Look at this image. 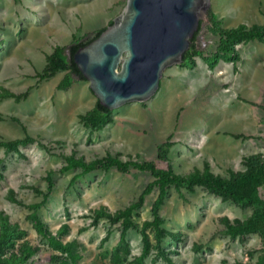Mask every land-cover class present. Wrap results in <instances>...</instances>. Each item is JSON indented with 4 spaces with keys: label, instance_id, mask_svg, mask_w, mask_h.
<instances>
[{
    "label": "rangeland",
    "instance_id": "1",
    "mask_svg": "<svg viewBox=\"0 0 264 264\" xmlns=\"http://www.w3.org/2000/svg\"><path fill=\"white\" fill-rule=\"evenodd\" d=\"M11 2L0 0V264H264V240L242 229L255 207L191 183L231 180L264 155V38L210 67L219 36L207 13L201 56L91 128L89 82L61 88L68 71L49 73V56L106 28L125 0ZM209 11L223 29L264 24V0Z\"/></svg>",
    "mask_w": 264,
    "mask_h": 264
},
{
    "label": "water",
    "instance_id": "2",
    "mask_svg": "<svg viewBox=\"0 0 264 264\" xmlns=\"http://www.w3.org/2000/svg\"><path fill=\"white\" fill-rule=\"evenodd\" d=\"M209 8L210 0H125L112 23L76 49L73 62L101 106L145 102L164 70L182 62Z\"/></svg>",
    "mask_w": 264,
    "mask_h": 264
},
{
    "label": "trees",
    "instance_id": "3",
    "mask_svg": "<svg viewBox=\"0 0 264 264\" xmlns=\"http://www.w3.org/2000/svg\"><path fill=\"white\" fill-rule=\"evenodd\" d=\"M19 1V0H18ZM207 18L213 26L214 33L219 36V50L210 59H205L210 67H214L218 60L234 62L237 54L233 49V45L238 42L255 39L263 40L264 38V24L252 25L247 27L239 25L236 28L223 29L213 12L209 11ZM112 21L108 23L110 25ZM202 21L199 22L198 29L195 32L188 50L183 54L182 62L191 57L201 56V51L196 48L194 41L201 29ZM103 29L96 31L88 40H77L71 42L68 46H56L49 56L47 70L49 73L56 71L67 70L61 80L60 87L65 88L70 85L72 78L84 80L76 65L73 62L72 55L77 48L86 45L95 39ZM68 50L69 55L65 52ZM47 73L43 72L39 77L44 79ZM43 77V78H42ZM111 110L101 106L98 101L94 107L84 116L85 122L91 128H98L105 125L110 120ZM164 154H160L159 158L163 159ZM247 167L243 173H238L233 179L226 180L216 176L202 175L194 176L191 183L201 184L206 186L216 195L230 199L240 205L254 206V213L250 220L243 224L242 229L246 232H256L264 240V201L259 196V189L264 187V155H254L247 158ZM105 160L103 164H106ZM100 162H98V165ZM160 179L170 180L176 182L177 177L170 175L168 171L163 172L159 176Z\"/></svg>",
    "mask_w": 264,
    "mask_h": 264
},
{
    "label": "crops",
    "instance_id": "4",
    "mask_svg": "<svg viewBox=\"0 0 264 264\" xmlns=\"http://www.w3.org/2000/svg\"><path fill=\"white\" fill-rule=\"evenodd\" d=\"M12 2H13V5H14V3H19V1L18 0H12ZM12 2H11V4H12ZM1 37V36H0Z\"/></svg>",
    "mask_w": 264,
    "mask_h": 264
}]
</instances>
